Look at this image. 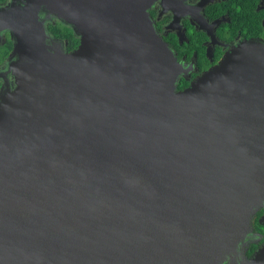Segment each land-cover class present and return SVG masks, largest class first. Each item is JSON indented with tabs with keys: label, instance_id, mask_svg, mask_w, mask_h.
Here are the masks:
<instances>
[{
	"label": "water",
	"instance_id": "95a60500",
	"mask_svg": "<svg viewBox=\"0 0 264 264\" xmlns=\"http://www.w3.org/2000/svg\"><path fill=\"white\" fill-rule=\"evenodd\" d=\"M155 0H18L0 10V264H264L240 255L264 206V42L189 86ZM70 26L65 52L44 27Z\"/></svg>",
	"mask_w": 264,
	"mask_h": 264
},
{
	"label": "flooded vegetation",
	"instance_id": "af4514ba",
	"mask_svg": "<svg viewBox=\"0 0 264 264\" xmlns=\"http://www.w3.org/2000/svg\"><path fill=\"white\" fill-rule=\"evenodd\" d=\"M11 0H0V10ZM28 0H18L19 8ZM155 32L167 44L179 64L175 90L189 86L204 71L218 63L239 44L256 39L264 42V0H155L148 8ZM49 23L68 29L75 44L48 30ZM44 27L53 44L71 51L79 44V36L59 20H45ZM14 48L9 28L0 20V93L15 87L14 74L8 61ZM250 237L241 256L249 259L264 242V206L251 215ZM228 264H233L229 262Z\"/></svg>",
	"mask_w": 264,
	"mask_h": 264
},
{
	"label": "trees",
	"instance_id": "16d2710c",
	"mask_svg": "<svg viewBox=\"0 0 264 264\" xmlns=\"http://www.w3.org/2000/svg\"><path fill=\"white\" fill-rule=\"evenodd\" d=\"M48 30L55 36L58 37H67L69 40L70 45L73 43L75 44L76 42L74 41V38L69 34L68 29L65 28V26H61V24H52L49 23L48 25Z\"/></svg>",
	"mask_w": 264,
	"mask_h": 264
}]
</instances>
